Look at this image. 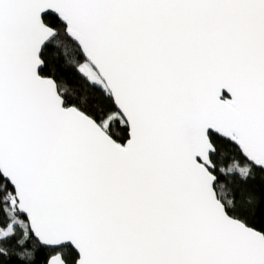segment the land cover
I'll list each match as a JSON object with an SVG mask.
<instances>
[{
    "label": "snow or ice",
    "instance_id": "1",
    "mask_svg": "<svg viewBox=\"0 0 264 264\" xmlns=\"http://www.w3.org/2000/svg\"><path fill=\"white\" fill-rule=\"evenodd\" d=\"M0 264H264V0H0Z\"/></svg>",
    "mask_w": 264,
    "mask_h": 264
}]
</instances>
